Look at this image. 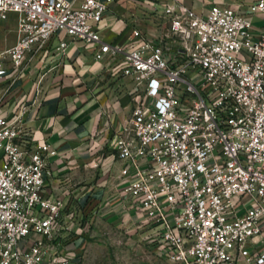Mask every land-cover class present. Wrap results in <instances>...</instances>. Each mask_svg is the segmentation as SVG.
Returning a JSON list of instances; mask_svg holds the SVG:
<instances>
[{"label":"built area","instance_id":"2783aa9c","mask_svg":"<svg viewBox=\"0 0 264 264\" xmlns=\"http://www.w3.org/2000/svg\"><path fill=\"white\" fill-rule=\"evenodd\" d=\"M112 1L0 0L17 34L0 49V78L11 79L0 101L53 36L63 54L77 38L96 46L107 68L135 82L116 145L123 173L132 164L137 177L122 194L142 210L155 251L172 264H264V24L254 22L264 0L207 15L167 4L165 29L134 27L118 43L98 27ZM26 108L0 115V264H80L67 237L82 219L49 187L59 151L33 138Z\"/></svg>","mask_w":264,"mask_h":264},{"label":"crops","instance_id":"0c3cea01","mask_svg":"<svg viewBox=\"0 0 264 264\" xmlns=\"http://www.w3.org/2000/svg\"><path fill=\"white\" fill-rule=\"evenodd\" d=\"M257 0H113L98 24L105 41L125 42L134 27L150 32L168 25L159 15L165 5L183 4L207 15L215 4L247 11ZM257 27L264 15H255ZM16 31V24H15ZM16 37L0 49L12 45ZM57 36L29 54L20 75L0 101V115L13 117L23 110L25 125L36 141H48L59 153L49 187L65 194L78 210L82 224L67 237L70 247L83 249L97 224L118 229L129 246L154 245L146 237L143 212L122 189L134 181L135 167L123 168L117 138L135 103V82L114 72L95 56L96 46L83 39L70 40L66 53L56 47ZM10 78H0L7 85Z\"/></svg>","mask_w":264,"mask_h":264},{"label":"rangeland","instance_id":"374dc122","mask_svg":"<svg viewBox=\"0 0 264 264\" xmlns=\"http://www.w3.org/2000/svg\"><path fill=\"white\" fill-rule=\"evenodd\" d=\"M16 13L0 19V45L16 37ZM248 201V197L244 198ZM244 207L238 211L242 212ZM80 264H172L147 245L129 246L118 229L97 224L83 249Z\"/></svg>","mask_w":264,"mask_h":264}]
</instances>
